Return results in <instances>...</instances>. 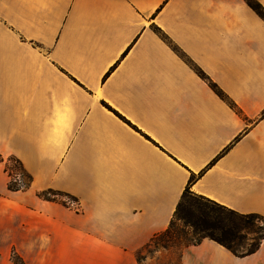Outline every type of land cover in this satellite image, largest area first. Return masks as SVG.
I'll return each instance as SVG.
<instances>
[{
    "label": "crops",
    "instance_id": "crops-1",
    "mask_svg": "<svg viewBox=\"0 0 264 264\" xmlns=\"http://www.w3.org/2000/svg\"><path fill=\"white\" fill-rule=\"evenodd\" d=\"M9 157L27 187L7 188ZM185 187L264 216L262 17L245 0H0V251L143 264ZM181 264H264V238L244 256L203 238Z\"/></svg>",
    "mask_w": 264,
    "mask_h": 264
},
{
    "label": "trees",
    "instance_id": "trees-1",
    "mask_svg": "<svg viewBox=\"0 0 264 264\" xmlns=\"http://www.w3.org/2000/svg\"><path fill=\"white\" fill-rule=\"evenodd\" d=\"M247 4L252 9H254L256 13L259 14L264 20V11L257 1L247 0ZM155 29H157L160 38L168 45H171L174 50H176L173 47L169 37L161 29ZM196 72L200 77H202L203 79L205 78L201 70L196 69ZM210 85L219 96H222L221 91L216 87L214 83H211ZM8 161L14 163V166L20 170V174L26 179L27 182L19 184L17 181L13 183H10V181H8L7 188L9 190H17L27 187L29 184L30 176L23 170L20 162L14 157H9ZM5 170L7 171L8 175H10L9 168L5 167ZM187 189L188 193L191 194L192 192L188 187ZM50 194L54 195L61 193L53 190L41 191L38 193L40 197H43L45 199H54V197L50 196ZM198 197L199 202L202 206V215L198 219H193L189 222H185L183 218H177L173 212L168 226L163 231L154 234L150 238L148 243H146V245L141 249V251H138L136 253L137 261H141L145 257V253L142 251L143 249L150 252L149 248L151 246H154L155 248H157L156 246L158 245H161L164 248L173 246L179 237L180 231L184 232V230H182L184 229V226L192 229L193 237L187 239V241L183 245V248L190 245H196L203 238H208L222 245L235 256H244L256 251V249L260 245L261 240L264 238V216L258 213H240L238 211L225 207L224 205L209 200L201 195H198ZM238 216L252 217L251 224L254 228V231L248 232L245 229H241L240 233H234L230 228V223ZM257 221H260V224L256 225L255 223ZM180 222L182 223V225L179 224ZM240 235H243L245 237L243 241L238 239ZM247 240H249V242H247ZM253 245H255V248L250 251ZM183 248L181 249L179 254L178 264H181V252Z\"/></svg>",
    "mask_w": 264,
    "mask_h": 264
},
{
    "label": "rangeland",
    "instance_id": "rangeland-1",
    "mask_svg": "<svg viewBox=\"0 0 264 264\" xmlns=\"http://www.w3.org/2000/svg\"><path fill=\"white\" fill-rule=\"evenodd\" d=\"M5 162H6V167L9 168L10 170L9 171L10 183L15 182L13 180L15 175H18L20 178V182L17 181L19 184L27 182L26 179L20 174V170L14 166V163L8 161L7 158ZM50 196L56 199H60L64 202H70L72 200L71 197L63 194H54V195L50 194ZM179 224L182 225L181 222ZM255 224L256 225L260 224V221H257ZM183 228L184 229L182 230H184L185 233L180 231L179 237L173 246L168 248H164L161 245L156 246L157 248L151 246L149 248L150 252L143 249L142 251L145 253L144 259L150 258V259H146L143 262V264H178L179 254L181 249L183 248L184 243L187 241L188 238L193 237V231L191 228L185 226ZM247 242H249V240H247ZM0 264H24L22 259L21 248L17 250L14 246L12 247L8 246L6 251H0Z\"/></svg>",
    "mask_w": 264,
    "mask_h": 264
},
{
    "label": "snow or ice",
    "instance_id": "snow-or-ice-1",
    "mask_svg": "<svg viewBox=\"0 0 264 264\" xmlns=\"http://www.w3.org/2000/svg\"><path fill=\"white\" fill-rule=\"evenodd\" d=\"M247 2V0H245ZM86 91V90H85ZM101 103H104L101 101ZM73 105L71 98H65L57 102V106L53 112V123L59 125L66 119L67 114L70 112V109ZM174 215L177 218H183L185 222H189L193 219H198L202 215V206L199 202L198 194L193 190L191 194L188 193L187 187L180 191L177 199L174 210ZM252 217H243L238 216L230 223V228L234 233H240L241 229H245L248 232L254 231V228L251 224ZM244 236L240 235L239 240L243 241ZM255 245L252 246L253 250Z\"/></svg>",
    "mask_w": 264,
    "mask_h": 264
},
{
    "label": "built area",
    "instance_id": "built-area-1",
    "mask_svg": "<svg viewBox=\"0 0 264 264\" xmlns=\"http://www.w3.org/2000/svg\"><path fill=\"white\" fill-rule=\"evenodd\" d=\"M13 180H14V181H18V182H20V178H19L18 175H15V177L13 178Z\"/></svg>",
    "mask_w": 264,
    "mask_h": 264
}]
</instances>
